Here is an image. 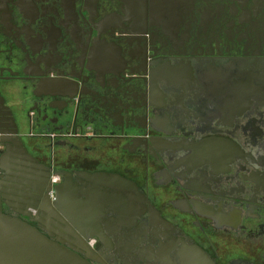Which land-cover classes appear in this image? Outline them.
I'll return each instance as SVG.
<instances>
[{
  "label": "flooded vegetation",
  "instance_id": "flooded-vegetation-1",
  "mask_svg": "<svg viewBox=\"0 0 264 264\" xmlns=\"http://www.w3.org/2000/svg\"><path fill=\"white\" fill-rule=\"evenodd\" d=\"M0 137L42 200L107 172L154 207L91 264H264V0H0Z\"/></svg>",
  "mask_w": 264,
  "mask_h": 264
},
{
  "label": "water",
  "instance_id": "water-1",
  "mask_svg": "<svg viewBox=\"0 0 264 264\" xmlns=\"http://www.w3.org/2000/svg\"><path fill=\"white\" fill-rule=\"evenodd\" d=\"M131 79L138 77L132 74ZM0 143H3L1 137ZM11 155L0 156V171L5 170L11 176L0 181V200L12 201L8 205L19 207L18 214L22 218L0 210V264H91L86 241L96 237L102 243L111 236L125 235L133 242L138 240L139 245L150 239L147 229L142 231L140 225L147 223L149 229H155L160 224L152 205L148 211L143 209L146 198L138 186L118 174H89L86 180L96 189L90 196L80 199L74 192V176L61 170L58 173L65 180L54 187L53 201L50 198L42 200L36 190L35 177L10 172V169H17L7 165ZM79 173H75L76 176ZM30 211L46 219L45 233L26 222L32 217ZM104 220L110 222V229L102 226ZM99 248L97 245L96 250ZM150 259L146 256L147 264Z\"/></svg>",
  "mask_w": 264,
  "mask_h": 264
},
{
  "label": "built area",
  "instance_id": "built-area-1",
  "mask_svg": "<svg viewBox=\"0 0 264 264\" xmlns=\"http://www.w3.org/2000/svg\"><path fill=\"white\" fill-rule=\"evenodd\" d=\"M52 181L54 182V184L56 183V178L52 177ZM52 198L54 197V193H51ZM93 240L90 241V244L92 243Z\"/></svg>",
  "mask_w": 264,
  "mask_h": 264
}]
</instances>
